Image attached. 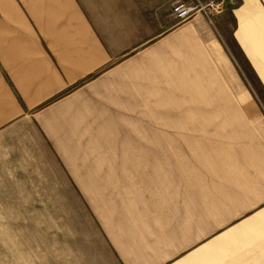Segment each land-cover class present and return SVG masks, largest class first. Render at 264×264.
Masks as SVG:
<instances>
[{
	"label": "crops",
	"instance_id": "1",
	"mask_svg": "<svg viewBox=\"0 0 264 264\" xmlns=\"http://www.w3.org/2000/svg\"><path fill=\"white\" fill-rule=\"evenodd\" d=\"M6 1L11 6L0 7L7 17L0 22V155H85L74 145L98 144L100 136L131 127L132 112L148 111L149 96H179L180 88H194L196 73L220 72L212 55L202 59L207 24L198 17L178 23L170 17L173 0H28L27 7ZM200 1L223 3L233 36L264 73V20L255 18L263 14L261 1ZM128 137L119 142L130 143ZM233 170L234 183H186L182 196L180 189L167 191L178 184L155 186L152 195H141L140 213L152 207L143 202H171L173 220L182 218L186 228L185 238L180 225L170 239L161 226L150 231L156 245L150 242L147 255L155 258L143 264H264V155H236ZM118 235L112 243L121 250L124 225ZM181 239L187 243L179 249Z\"/></svg>",
	"mask_w": 264,
	"mask_h": 264
},
{
	"label": "rangeland",
	"instance_id": "2",
	"mask_svg": "<svg viewBox=\"0 0 264 264\" xmlns=\"http://www.w3.org/2000/svg\"><path fill=\"white\" fill-rule=\"evenodd\" d=\"M7 2L0 0V7H10ZM10 2L28 6V0ZM209 2L218 3H203ZM218 4L211 17L197 12L190 19L207 24L201 55L205 61L212 55L219 74L196 73L194 88H180L179 96H149L148 111L132 112L131 127L100 136L98 144L74 145L85 155H0V264H107L111 257L113 264H143L155 258L147 255L156 245L150 231L161 226V236L170 239L173 225H180L185 238L186 228L182 218L173 220L171 202H143L152 207L140 213L141 195H152L155 186L178 184L165 190L180 189L182 196L186 183H234L236 155H264L255 145L264 144V73ZM128 134L130 143L119 142L129 141ZM123 225L128 236L120 250L112 238H120ZM186 243L179 240V249ZM162 251L168 257L171 245Z\"/></svg>",
	"mask_w": 264,
	"mask_h": 264
},
{
	"label": "built area",
	"instance_id": "3",
	"mask_svg": "<svg viewBox=\"0 0 264 264\" xmlns=\"http://www.w3.org/2000/svg\"><path fill=\"white\" fill-rule=\"evenodd\" d=\"M219 10L220 6L218 3H203L199 0L190 2L185 0H174L170 16L177 22H182L190 19L197 12L203 13L207 17H211Z\"/></svg>",
	"mask_w": 264,
	"mask_h": 264
},
{
	"label": "snow or ice",
	"instance_id": "4",
	"mask_svg": "<svg viewBox=\"0 0 264 264\" xmlns=\"http://www.w3.org/2000/svg\"><path fill=\"white\" fill-rule=\"evenodd\" d=\"M260 207H264V203H261ZM169 264H172V262L170 261Z\"/></svg>",
	"mask_w": 264,
	"mask_h": 264
},
{
	"label": "bare ground",
	"instance_id": "5",
	"mask_svg": "<svg viewBox=\"0 0 264 264\" xmlns=\"http://www.w3.org/2000/svg\"><path fill=\"white\" fill-rule=\"evenodd\" d=\"M191 111V110H190ZM196 111V110H195ZM186 112V111H185ZM192 113V112H191ZM131 169V168H130Z\"/></svg>",
	"mask_w": 264,
	"mask_h": 264
}]
</instances>
